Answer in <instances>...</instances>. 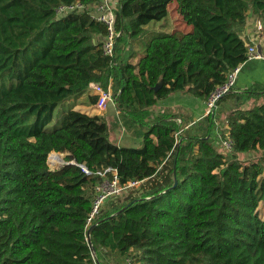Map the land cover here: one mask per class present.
Returning <instances> with one entry per match:
<instances>
[{"label":"trees","instance_id":"16d2710c","mask_svg":"<svg viewBox=\"0 0 264 264\" xmlns=\"http://www.w3.org/2000/svg\"><path fill=\"white\" fill-rule=\"evenodd\" d=\"M72 1L0 0V264H95L84 229L98 176L71 163L48 169L52 150L91 172L115 168L121 182L143 179L139 193L101 210L90 229L94 254L113 251L129 264H264V83L219 99L252 100L226 116L230 157L210 138L214 113L203 133L182 136L152 109L175 90L205 102L247 60L239 28L249 13L264 26V0H175L191 30L153 36L136 62L132 41L171 0H117L114 55L103 53L96 36L106 27L88 9L57 16ZM91 82L114 86L119 112L143 127L141 146L109 140L103 116L76 101L46 127ZM249 151L257 157H236Z\"/></svg>","mask_w":264,"mask_h":264},{"label":"built area","instance_id":"2783aa9c","mask_svg":"<svg viewBox=\"0 0 264 264\" xmlns=\"http://www.w3.org/2000/svg\"><path fill=\"white\" fill-rule=\"evenodd\" d=\"M117 1L112 0H99L95 3L85 5L79 0H74L69 3H60L56 6L55 11L57 16H62L68 12H82L85 9H88V13L95 20L103 23L106 27V33L103 36L102 51L107 55L115 54V40L119 35V30L116 28V10H117ZM262 23V22H261ZM246 45V59H259L264 58V54L256 49V40L255 38L246 39L241 36ZM239 66H236L234 69L229 71L226 75L224 82L217 85L214 90L209 94L207 100L205 101L206 114L214 113L215 107L217 106L218 100L226 93L230 92L236 83V74L239 70ZM88 89L91 93L97 95V99L94 103V107L99 111H102L106 108V105L109 101L114 102L115 108L117 107L115 96L113 95L110 88L104 89L99 83L91 82L88 85ZM114 99V100H113ZM117 109V108H116ZM205 114V115H206ZM217 130V138L220 144L226 146L229 150L232 148V141L228 137H224L222 135L223 131L219 129L216 125ZM180 133V129L175 131V135ZM54 151L56 154L60 153L61 157L64 158L65 155H62L59 151ZM48 154L46 158V164L48 169H53V164L48 161ZM69 161L73 162L71 159H64V162ZM77 163L81 169L86 174H94L98 176L97 180L93 183L90 192L92 195L91 199V209L86 217L84 235L85 240L89 244L90 242V229L97 224V217L100 214L101 210L105 206L106 203L113 201L116 196L126 190H130L131 188L139 185L143 179H128L124 182L119 180L118 174L115 168L104 167L96 169L94 172H91L87 167L79 162ZM92 257L94 259L95 264H102L97 262L94 256V251H92ZM126 264H129V258L126 257Z\"/></svg>","mask_w":264,"mask_h":264},{"label":"rangeland","instance_id":"374dc122","mask_svg":"<svg viewBox=\"0 0 264 264\" xmlns=\"http://www.w3.org/2000/svg\"><path fill=\"white\" fill-rule=\"evenodd\" d=\"M248 15L250 16L249 20L246 22V24L243 26V28L240 29V31H239L240 35L245 37L246 35H248L247 33H252L255 40L264 41V26H263V24L252 13H249ZM144 27H145V33L141 36L136 37L132 41V49L134 50V53L130 59L132 62L137 61L140 54H142L144 52L147 42L153 36L163 34V33H170V32H174V31H189V30H191V25L187 24L185 22V20L183 19V17L181 16V14L177 11L175 0H171L168 3L167 13L162 18L157 19V20H151L147 24H145ZM247 31H249V32H247ZM109 88L111 89V91L114 95V93H115L114 86H111ZM79 95L80 94H73L68 99L63 100L62 102L59 103V105L54 110L52 120L46 125V127L48 129H51L54 126H56L57 122L61 118L63 110H66L67 108H69L70 105L76 101V99L79 97ZM184 99H185V106L188 107L189 109H191L192 111H194V113H198V110H200L202 108L203 102H201V100L199 98H196L189 93H185ZM106 108L108 111L106 110ZM106 108L104 110H102L101 112L103 114L104 111L106 110V113H107V114L103 115V118L106 120V123L108 125V138H109V140H111L112 142H116L117 138L122 136L121 138L125 142H127V138H129L131 141H134V142L136 140L135 145L141 146V135L142 134H140L138 131V125L133 123L129 119H127V117H125L124 115H122L119 112V109H117L118 112H116L113 101H109L106 105ZM217 109H218V107H215L216 120L213 123V125H217L219 127V129H221L222 131H225L226 116L230 112V110L233 109V107L230 109V108H224L223 106H221L219 108V111ZM201 122L205 124L204 125V129H205V127L208 124V121L206 120L205 116L203 117ZM121 123L123 124L125 129L122 128ZM127 124H130L131 128H132L130 130V134H127V127H128ZM196 125H198V124L193 125V129H196L198 127ZM123 129L126 131H124ZM133 132H137L136 136L133 135ZM179 135H181V129H180ZM191 135H194V134H191ZM136 137H137V139H136ZM210 138L213 139V145L215 146V148L217 150L222 152L226 157L231 156L230 150L226 146H224L223 144L219 143L218 138H217V133L216 134L211 133ZM59 152H61L62 155H65V156L67 154V152L65 150H59ZM257 155L258 154L255 151H249V152H244V153H238L236 155V157L239 160L245 162V161H248L250 159L256 158ZM62 159L67 160L65 157ZM53 165H56V164H53ZM143 184L144 183L141 182L139 185L131 188L130 190L128 189L126 191L119 193L116 196V198L113 199L114 200L113 204L118 205V204L124 202V199L127 197L128 194L139 193L143 188ZM106 207H108V206H106ZM263 208H264V206H263ZM94 256H95V259L96 260L99 259V261L102 264H126L125 256L120 255V254L113 252V251L100 249L97 252V255L94 254Z\"/></svg>","mask_w":264,"mask_h":264},{"label":"crops","instance_id":"0c3cea01","mask_svg":"<svg viewBox=\"0 0 264 264\" xmlns=\"http://www.w3.org/2000/svg\"><path fill=\"white\" fill-rule=\"evenodd\" d=\"M117 1V0H112ZM249 15L247 16L246 22L249 20ZM246 24V23H245ZM243 27L239 28L242 29ZM249 32V31H247ZM244 38L250 39L254 38L252 33H247ZM97 39H103V37H100V35L96 36ZM256 49L260 51L262 54H264V41H257L256 40ZM259 83H264V58H259V59H248L244 61L243 63L240 64L239 70L236 74V83L234 88L231 90L232 92H239L243 89H247L250 87H255ZM111 87V86H110ZM86 94H93L90 92V90L87 88V91L84 93H81L79 97L76 99V105L74 108L76 109H81L83 111H87L90 113H98L100 115H105L106 110L102 114L101 111H99L97 108L94 107V103H87L86 100ZM185 93L182 91H171L167 96L159 99L152 107L154 113H167L171 116L173 120H175L179 128L181 129V135L182 136H188L191 134H201L203 131L206 130V127L204 129V123L201 122L203 117L206 114V107H205V102L202 104V108L198 110V113H194L191 109L185 106V99H184ZM239 99L235 96H230V97H224L221 100L217 102L218 111L221 106L224 108H232L234 106L239 105ZM252 103V100H246L239 106L241 108H246ZM115 107V106H114ZM116 109V108H115ZM108 111V110H107ZM217 111V112H218ZM116 112L117 109H116ZM213 120L215 122L216 120V112L214 111L213 115ZM128 121V120H127ZM198 122V123H197ZM198 124L196 129H193V125ZM138 125V124H137ZM122 128H124L123 124L121 123ZM127 134H130L131 125L127 124ZM142 126L138 125V131L141 134L142 132ZM125 129V128H124ZM123 129V130H124ZM216 125H213L211 129L212 134L217 133ZM126 131V130H124ZM137 132H133V135L136 136ZM139 134V135H140ZM138 135V136H139ZM137 136V137H138ZM122 137V136H121ZM121 137H118L116 140V144L119 145H127V146H134L136 143L134 141H131L129 138H127V142H125ZM136 137V139H137Z\"/></svg>","mask_w":264,"mask_h":264},{"label":"water","instance_id":"95a60500","mask_svg":"<svg viewBox=\"0 0 264 264\" xmlns=\"http://www.w3.org/2000/svg\"><path fill=\"white\" fill-rule=\"evenodd\" d=\"M160 84H161V80H159L154 86H153V89L154 90H156L159 86H160ZM116 98V97H115ZM75 164V165H78L77 163H75V162H69V161H66V162H62V163H59V164H56V165H54L53 166V168L55 167H59L60 165H63V164ZM176 181H174V183H175ZM89 245H90V249H91V251H94V248L92 247V245H91V243L89 242Z\"/></svg>","mask_w":264,"mask_h":264},{"label":"bare ground","instance_id":"6f19581e","mask_svg":"<svg viewBox=\"0 0 264 264\" xmlns=\"http://www.w3.org/2000/svg\"><path fill=\"white\" fill-rule=\"evenodd\" d=\"M61 154L59 153H54L53 155H51L49 161L53 164H58V163H62L64 162V160L62 159V157L60 156ZM73 162H76L74 160H72Z\"/></svg>","mask_w":264,"mask_h":264}]
</instances>
